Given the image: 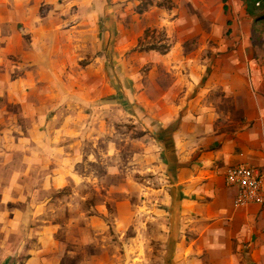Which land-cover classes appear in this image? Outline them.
<instances>
[{
    "label": "rangeland",
    "instance_id": "obj_1",
    "mask_svg": "<svg viewBox=\"0 0 264 264\" xmlns=\"http://www.w3.org/2000/svg\"><path fill=\"white\" fill-rule=\"evenodd\" d=\"M172 2V8L167 0L55 2L56 28L75 25L48 42L51 64L42 68L5 49L18 30L30 44L35 25L14 12L34 0H0V131L21 140L44 128L43 138L51 139V127L68 124L58 139L61 145L70 139V160L60 147L61 166L73 176L53 192L68 263L176 264L164 226L167 204L156 191L165 184L164 170L153 168L162 165L157 136L167 139L159 119L167 113V93L179 102L215 72L231 70L230 90L242 94L264 154V115L257 114L264 109V22L250 18L242 0H229L227 14L236 20L226 26L222 0ZM80 6L89 7L87 14ZM50 10L41 6L39 14ZM212 22L220 25L215 32ZM154 42L169 45L168 52L142 48ZM13 151L15 163L20 149ZM255 166L264 174V166ZM88 215L100 224L88 226Z\"/></svg>",
    "mask_w": 264,
    "mask_h": 264
},
{
    "label": "crops",
    "instance_id": "obj_2",
    "mask_svg": "<svg viewBox=\"0 0 264 264\" xmlns=\"http://www.w3.org/2000/svg\"><path fill=\"white\" fill-rule=\"evenodd\" d=\"M57 1L34 0L29 7L26 5L28 10L17 9L14 17L20 14L27 25H35L32 40L25 43V31L11 32L6 51L29 65L49 66L51 52L45 51L50 47L48 42L57 43L60 34L75 25L56 28L54 14H61ZM45 5L51 10L39 14ZM88 11L89 7L80 6L78 12ZM222 16L223 26L228 20H236L232 14ZM218 25L212 22L213 32ZM230 71L225 70V75L215 72L206 79L205 87L201 86L195 95L185 93L179 102L167 93V113L158 116L167 139L154 132L163 151L162 165L154 164L153 168L164 170L165 184L156 191L163 192L167 204L164 226L176 264H264V204L236 206L237 187L226 179L230 166L256 167L257 162L264 166V154L254 143L252 118L242 103V94L230 90ZM222 85L225 92H219ZM260 111L257 114L264 115V109ZM67 125L51 127V139L43 138L44 128L39 129L40 136L29 131L21 140H12L5 127L0 131V264H75L68 263L62 253L59 233L64 223L57 218L53 198V192L57 193L73 176L61 166L60 147H64L66 159L70 160L72 154L68 136L67 145H61L58 139L69 132ZM13 149H20L15 163ZM43 166L50 169L43 170ZM55 199L58 206L59 197ZM97 218L88 215V226L100 224Z\"/></svg>",
    "mask_w": 264,
    "mask_h": 264
},
{
    "label": "built area",
    "instance_id": "obj_3",
    "mask_svg": "<svg viewBox=\"0 0 264 264\" xmlns=\"http://www.w3.org/2000/svg\"><path fill=\"white\" fill-rule=\"evenodd\" d=\"M226 179L237 187L236 206L264 204V179L258 168L250 165L230 166L226 171Z\"/></svg>",
    "mask_w": 264,
    "mask_h": 264
},
{
    "label": "trees",
    "instance_id": "obj_4",
    "mask_svg": "<svg viewBox=\"0 0 264 264\" xmlns=\"http://www.w3.org/2000/svg\"><path fill=\"white\" fill-rule=\"evenodd\" d=\"M171 5L169 8H172L173 2L172 0H167ZM223 1V8L226 13L229 11V4L228 0H222ZM245 6V11L248 14L250 18H254L255 22H264V0H242ZM153 3L151 1L148 2L146 8L141 7L140 10L144 11L147 9L149 5H152ZM231 20H228V25L231 24ZM231 29H229L227 32L229 33ZM143 49H150V50H156L161 53L168 52L170 46L165 44H158L156 42L150 43L148 45H145L142 47Z\"/></svg>",
    "mask_w": 264,
    "mask_h": 264
}]
</instances>
